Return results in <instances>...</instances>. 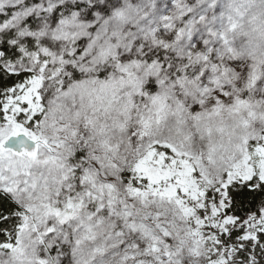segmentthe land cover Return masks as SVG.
<instances>
[{
	"label": "snow or ice",
	"instance_id": "1",
	"mask_svg": "<svg viewBox=\"0 0 264 264\" xmlns=\"http://www.w3.org/2000/svg\"><path fill=\"white\" fill-rule=\"evenodd\" d=\"M0 264H264V0H0Z\"/></svg>",
	"mask_w": 264,
	"mask_h": 264
}]
</instances>
